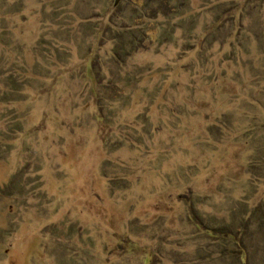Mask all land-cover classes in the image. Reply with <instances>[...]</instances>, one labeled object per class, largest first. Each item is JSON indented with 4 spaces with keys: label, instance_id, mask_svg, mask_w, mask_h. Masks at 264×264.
Listing matches in <instances>:
<instances>
[{
    "label": "rangeland",
    "instance_id": "obj_1",
    "mask_svg": "<svg viewBox=\"0 0 264 264\" xmlns=\"http://www.w3.org/2000/svg\"><path fill=\"white\" fill-rule=\"evenodd\" d=\"M0 264H264V0H0Z\"/></svg>",
    "mask_w": 264,
    "mask_h": 264
},
{
    "label": "water",
    "instance_id": "obj_2",
    "mask_svg": "<svg viewBox=\"0 0 264 264\" xmlns=\"http://www.w3.org/2000/svg\"><path fill=\"white\" fill-rule=\"evenodd\" d=\"M115 1H117V0H115Z\"/></svg>",
    "mask_w": 264,
    "mask_h": 264
}]
</instances>
